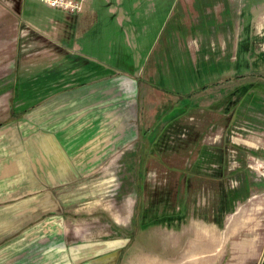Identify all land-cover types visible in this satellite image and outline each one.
<instances>
[{
    "label": "rangeland",
    "instance_id": "rangeland-1",
    "mask_svg": "<svg viewBox=\"0 0 264 264\" xmlns=\"http://www.w3.org/2000/svg\"><path fill=\"white\" fill-rule=\"evenodd\" d=\"M250 2L91 0L77 15L23 0L29 27L60 45L47 42L44 50L52 51L37 54L30 42L13 116L101 78L126 81L133 93L125 96L124 135L133 139L123 164L108 166L107 179L83 182L98 195L62 207L66 224L86 234L87 248L117 244L119 259L110 254V264H191L196 223L214 225L222 190L247 188L238 202L264 193V38ZM156 135L150 150L145 141ZM153 202L157 213L173 217L171 228H140V213ZM69 241L83 249L82 237ZM231 257L228 251L217 264Z\"/></svg>",
    "mask_w": 264,
    "mask_h": 264
},
{
    "label": "crops",
    "instance_id": "crops-1",
    "mask_svg": "<svg viewBox=\"0 0 264 264\" xmlns=\"http://www.w3.org/2000/svg\"><path fill=\"white\" fill-rule=\"evenodd\" d=\"M250 1L259 13L254 11L255 32L264 38V1ZM22 2L0 0V264H110V254L117 252L119 259L117 244L87 248L86 234L77 224H66L62 207L98 195L83 182L107 179L108 166L123 164L126 143L133 139V133L127 140L124 135L125 96L133 93L126 81L101 78L85 88L53 93L13 116L14 101H22L14 99V85L18 74L25 85L22 70L30 42L37 54L52 51L44 50L47 42L59 44L29 27L20 14ZM262 198L263 192L250 193L236 203L222 228L196 223L192 246L197 254L188 255L191 264H217L228 251V264H264ZM78 237L82 250L69 241ZM94 253L99 258L93 259Z\"/></svg>",
    "mask_w": 264,
    "mask_h": 264
},
{
    "label": "trees",
    "instance_id": "trees-1",
    "mask_svg": "<svg viewBox=\"0 0 264 264\" xmlns=\"http://www.w3.org/2000/svg\"><path fill=\"white\" fill-rule=\"evenodd\" d=\"M176 109H177L176 105L171 106L168 109H165V111L163 112V114L160 117L163 118L167 115L169 116ZM187 109H189V108L188 107L185 108L183 113H185V111ZM159 118H158V121H161L162 119H159ZM176 119H177V117L170 120L169 123H171L172 121H174ZM151 129H153V128H151ZM164 129H166V126L163 128V130ZM147 130H150V129H147ZM163 130H161L160 132H162ZM160 132L158 134H160ZM162 135H161L162 137L165 136L164 133ZM157 136L158 135L155 136V139L152 142L145 141V143L148 144L147 145L148 147H152L150 150H156V147H157L156 138H157ZM150 143L152 146L150 145ZM154 153H155V151H154ZM217 153L219 155L220 151H218ZM143 157H146V156H144V153H143ZM218 158H219V156H218ZM218 160H220V159H218ZM218 162L221 163L222 158H221V161H218ZM184 175H186V174H184ZM139 188H141V187L139 186ZM246 190H247V188H239L237 190H227V191L224 190L225 192H223V190H222L220 192V200H219L220 210L216 211V215H218V217L216 219H212L210 221L212 223H214V225H216L217 227L222 228L225 215L234 211L235 203L238 201L245 200L249 196V191L246 192ZM153 205H154V202L150 203V207L142 210V212L140 213V217H139L140 228L146 229L148 227L157 226V225H161V226L166 225L168 228H171L172 224H168V223H171V221H173V217L169 216L163 212L157 213V210H156L157 208Z\"/></svg>",
    "mask_w": 264,
    "mask_h": 264
},
{
    "label": "built area",
    "instance_id": "built-area-1",
    "mask_svg": "<svg viewBox=\"0 0 264 264\" xmlns=\"http://www.w3.org/2000/svg\"><path fill=\"white\" fill-rule=\"evenodd\" d=\"M52 10L79 15L85 0H39Z\"/></svg>",
    "mask_w": 264,
    "mask_h": 264
}]
</instances>
